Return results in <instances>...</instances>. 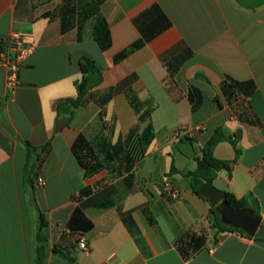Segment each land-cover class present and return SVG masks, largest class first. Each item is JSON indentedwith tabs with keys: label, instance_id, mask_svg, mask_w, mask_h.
I'll list each match as a JSON object with an SVG mask.
<instances>
[{
	"label": "crops",
	"instance_id": "crops-1",
	"mask_svg": "<svg viewBox=\"0 0 264 264\" xmlns=\"http://www.w3.org/2000/svg\"><path fill=\"white\" fill-rule=\"evenodd\" d=\"M57 1L0 0V54L14 32L35 46L14 91L0 65V264H38L41 214L47 221L43 264H264V238L212 227L214 207L193 192L189 176L203 147L224 128L242 152L237 156L228 141L215 147L214 156L229 162L230 170L221 171L214 185L237 199L251 195L264 225V5L94 0L111 32L112 45L103 52L93 38V17L83 23L81 37L78 27L62 32ZM141 40L142 48L114 62ZM82 57L102 69L95 97L115 89L105 108V121L114 124L111 138L93 101L75 109L73 118L59 116L55 108L58 100L77 96ZM227 77L253 81L255 93L228 103L220 90ZM190 86L204 97L196 111L188 99ZM128 88L153 108L154 139L145 150L135 140L129 180L109 179L106 171L88 176L72 147L81 134L96 145L128 133L138 120L125 95ZM62 117L71 120L55 133ZM200 126L185 138L194 144L190 157L174 133ZM166 182L179 198L163 191ZM89 187L92 193L80 198ZM189 230L204 231L206 247L184 259L176 241ZM81 236L88 240V253L78 247Z\"/></svg>",
	"mask_w": 264,
	"mask_h": 264
},
{
	"label": "trees",
	"instance_id": "trees-1",
	"mask_svg": "<svg viewBox=\"0 0 264 264\" xmlns=\"http://www.w3.org/2000/svg\"><path fill=\"white\" fill-rule=\"evenodd\" d=\"M100 1H87L84 6L80 5V0H63L57 7L56 13L61 20V30L66 33L78 27L79 37H81L82 25L90 18H94L92 28L93 38L99 45L100 49L105 52L110 49L112 45L111 32L109 25L98 9ZM144 41L134 43L130 48L124 50L114 57V62L119 63L126 59L131 53L142 48ZM82 78L76 83L77 96L75 98H66L58 100L55 108L59 114L74 117L75 109L86 106L93 101L100 107L98 114L99 121L104 129L108 131L110 138L114 131V124L105 121V108L111 101L115 94V89L110 88L105 93L95 97L93 89L99 86L103 81L102 69L98 63L89 57H82L79 61ZM220 90L228 103H234L241 97H251L256 91V84L253 81L240 82L227 77L221 84ZM126 98L129 104L134 108L138 114L137 123L128 131L125 136H120L118 140L113 143L109 138L103 142L94 145L83 134H81L75 141L72 151L85 169L88 176H94L102 171L108 172L109 175L115 176L116 179L123 178L129 180L130 175L134 169V143L138 140L140 147L145 150L152 143L154 139V130L150 122L153 108L142 102L138 95L132 88L125 91ZM188 99L191 103L192 110H198L203 104L202 92L190 86L188 92ZM147 123L143 131L140 130L142 124ZM181 140L180 142H182ZM223 141L230 142L235 148L237 156L241 155V149L238 146L239 140L233 138L224 128H218L210 140L202 149V155L198 158L197 168L189 174L191 177V187L195 194L199 195L201 185L206 181H215L219 173L223 170H230V163L224 160H219L214 156L215 147ZM93 188L84 189L79 197L88 196L92 193ZM226 200L228 204L238 209H250L255 215L260 216L258 202L249 195L248 197L237 199L233 194L227 193ZM222 210L219 207L212 208L214 221L212 227L220 231L239 232L245 235V232L230 226L224 221L223 214L219 213ZM149 220L153 223L150 213L145 210ZM47 225V221L43 214L40 215V226L37 234L39 242L38 264H43V257L46 250L47 238L43 232V228ZM257 239L264 238V225L261 227L259 233L256 235ZM205 232H196L193 230L187 231L176 241V248L184 259H190L198 254L206 247ZM65 257L72 263L74 260L65 255Z\"/></svg>",
	"mask_w": 264,
	"mask_h": 264
},
{
	"label": "water",
	"instance_id": "water-1",
	"mask_svg": "<svg viewBox=\"0 0 264 264\" xmlns=\"http://www.w3.org/2000/svg\"><path fill=\"white\" fill-rule=\"evenodd\" d=\"M246 8H256L264 5V0H237ZM70 117H62L56 121L55 133L60 132L69 124ZM240 137V132H239ZM179 149L190 157L195 156L194 144L191 139H184ZM200 196L207 199L212 207H219L223 212L224 221L232 227L245 232L248 237H255L262 225V218L255 215L250 209H238L228 204L227 193L218 189L214 181L204 182L199 189Z\"/></svg>",
	"mask_w": 264,
	"mask_h": 264
},
{
	"label": "built area",
	"instance_id": "built-area-1",
	"mask_svg": "<svg viewBox=\"0 0 264 264\" xmlns=\"http://www.w3.org/2000/svg\"><path fill=\"white\" fill-rule=\"evenodd\" d=\"M35 52L34 44L27 43L23 36L17 32L12 33L8 38L2 42V49L0 54V65L6 72L7 84L11 91H14L19 85V72L25 65L26 60ZM202 130V127L195 129H180L174 133L176 141L185 138H192L196 132ZM39 184L43 185L44 180L38 178ZM163 191L171 195L173 198H179V192L175 190L170 182L163 185ZM78 247L82 252L88 253V240L81 236L78 239Z\"/></svg>",
	"mask_w": 264,
	"mask_h": 264
},
{
	"label": "rangeland",
	"instance_id": "rangeland-1",
	"mask_svg": "<svg viewBox=\"0 0 264 264\" xmlns=\"http://www.w3.org/2000/svg\"><path fill=\"white\" fill-rule=\"evenodd\" d=\"M62 1H63V0H58V1L56 2V4H60V3H62ZM109 179H113V180H115L116 178H115V176H111V175H110ZM219 213H220V214H223V212H220V211H219Z\"/></svg>",
	"mask_w": 264,
	"mask_h": 264
}]
</instances>
